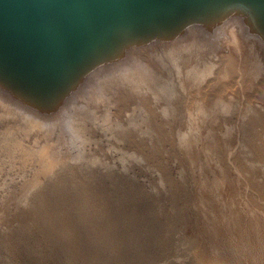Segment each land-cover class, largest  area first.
<instances>
[{"label":"rangeland","instance_id":"obj_1","mask_svg":"<svg viewBox=\"0 0 264 264\" xmlns=\"http://www.w3.org/2000/svg\"><path fill=\"white\" fill-rule=\"evenodd\" d=\"M201 40L206 39L189 34L135 50L139 58L137 77L158 82L164 79L167 86L165 90L150 88L140 97L139 91L123 84L124 77H120L119 91L138 100L133 99L119 116L125 126L132 114L139 122L151 123L153 129L157 125L162 130L161 141H155L154 146L148 137L145 148L155 147L161 156H141L138 147H129V169L123 173L132 177L137 191L145 192L161 214L174 211L172 197L186 198L193 215L177 237L194 239L192 243L186 241L182 250L192 257L196 254L198 264H264V48L244 37L237 47L227 38L216 49L200 45ZM172 55L181 64L180 72ZM202 71L206 72L204 79L200 78ZM95 87L92 92L102 100L81 97L74 106L78 112L73 114L80 115L87 106L96 110L99 122L88 121V133L83 136L93 139L92 143L100 139L115 143L111 129L108 133L102 126L110 124L105 120L108 104L115 111L123 103H109L111 85ZM209 91L217 96L208 97ZM155 92L161 95L159 101ZM204 110H208L207 115ZM77 125L81 131L83 124ZM38 133L23 114L0 102V240L19 223L22 211L34 207L35 194L49 181L52 169L45 170L37 156L39 145L36 148L32 144L43 135ZM121 165L119 159L117 166ZM65 168L52 175L60 171L74 174L70 167ZM196 222L200 230L194 228ZM8 262L14 264L8 257L2 259V264Z\"/></svg>","mask_w":264,"mask_h":264},{"label":"bare ground","instance_id":"obj_2","mask_svg":"<svg viewBox=\"0 0 264 264\" xmlns=\"http://www.w3.org/2000/svg\"><path fill=\"white\" fill-rule=\"evenodd\" d=\"M189 34L202 35L206 40H201L200 45L212 49L219 47L227 38L237 47L243 37L256 40L264 48V39L250 32L238 16L227 19L214 30H206L197 24L190 25L179 39ZM138 47L129 49L120 60L100 65L89 72L62 106L52 113L37 112L19 102L0 86V102L13 106L23 114L31 127L39 130L38 135L42 132L43 135L37 137L32 144H36V148L37 144L39 145L37 156L41 165H46L45 170H48V167L52 169L47 177L49 181L35 194L34 207L22 211L19 223L12 227V231L2 235L0 264L5 257L10 258L14 264H198L196 254L192 257L184 254L185 250H182V245L187 244L186 241L192 243L194 239H187L185 235L177 237L186 229L188 219L193 215L190 206L185 203L186 198L172 197L174 211L161 214L155 203L148 201L145 192L137 191V183L132 177L123 173L125 168H128L126 155L129 147H138L140 151H137L143 154L141 156H161L160 151L157 153V150H154L155 147L145 148L148 137L152 143L161 141L162 130L157 129V125L153 129L151 123L139 122L138 117L132 114L129 116V125L125 126L119 116L133 99L138 100L133 94H122L119 91L120 77H124L123 84L127 83L139 91L140 97H145L150 88L165 90L167 86L164 79L158 82L137 77L140 73L136 68L139 58L134 52ZM171 59L180 72L181 64L177 62L178 58L172 55ZM142 75L145 74L142 72ZM205 76L206 72L202 71L200 78L204 79ZM100 84L113 87V93L108 97L112 106L114 102L123 103L115 111L111 110L112 107L108 104L109 111L105 113V120H109L110 124L104 127L101 125L107 132L111 129L115 143L106 144L102 139L92 143L93 139L83 136L88 128V121L99 122L100 117L96 110L87 106L80 115L73 114L78 112L74 106L81 97H96L97 100L101 98L93 93V89L98 88L95 86ZM211 94L210 91L207 92L208 97L217 96ZM155 95L156 101H159L161 95L156 92ZM221 101L224 107L228 106L223 99ZM201 103L203 102H200L199 108L203 106ZM137 106L138 102L136 108ZM204 113L207 115L208 110H204ZM77 122L83 124L81 131ZM256 122H253V125H256ZM119 159L122 161L121 166H117ZM66 166L74 171L73 175L65 171L52 175L58 168L67 169ZM198 225V222L194 225L196 230L201 229ZM214 261L215 258L212 262Z\"/></svg>","mask_w":264,"mask_h":264},{"label":"water","instance_id":"obj_3","mask_svg":"<svg viewBox=\"0 0 264 264\" xmlns=\"http://www.w3.org/2000/svg\"><path fill=\"white\" fill-rule=\"evenodd\" d=\"M264 39V0H0V86L39 113L134 46L231 17Z\"/></svg>","mask_w":264,"mask_h":264}]
</instances>
